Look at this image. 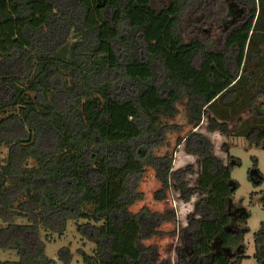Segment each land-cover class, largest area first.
Masks as SVG:
<instances>
[{
    "label": "trees",
    "instance_id": "obj_1",
    "mask_svg": "<svg viewBox=\"0 0 264 264\" xmlns=\"http://www.w3.org/2000/svg\"><path fill=\"white\" fill-rule=\"evenodd\" d=\"M192 13L197 22L221 20L223 27L249 20L245 58L257 59V67L249 70L244 62L225 92L239 90L240 102L238 95L220 102L224 91L209 99L195 89L203 78L223 80L205 73L213 43L181 33L182 17ZM262 66L264 0H163L159 8L151 0H0V148L6 149L0 160V250L18 256L0 264H51L41 232L62 234L69 219L94 244L91 254L78 249L85 264H171L143 240L161 234L174 213L146 205L130 209L144 199L138 188L148 167L160 182L156 200L169 189L184 201L196 197L181 231L189 247L175 264H215L217 255L222 264H240L249 229L228 212L237 188L231 171L240 161L229 156L224 164L209 138L192 131L184 149L201 170L190 185L185 174L192 167L173 170L171 157L154 153L170 126H149L152 115L173 117L186 98L191 122L198 126L207 115L208 131L229 134V111L244 110L247 93L264 86ZM249 122L235 136L257 133L259 142L264 120ZM261 200L264 208V193ZM23 217L27 223H17ZM206 223H218L224 241L215 235V251L201 253ZM254 244L253 256L264 264V221ZM59 253L68 261L67 248Z\"/></svg>",
    "mask_w": 264,
    "mask_h": 264
},
{
    "label": "rangeland",
    "instance_id": "obj_2",
    "mask_svg": "<svg viewBox=\"0 0 264 264\" xmlns=\"http://www.w3.org/2000/svg\"><path fill=\"white\" fill-rule=\"evenodd\" d=\"M162 3L163 0H151V4L155 8H159ZM242 22L243 20L239 21L233 28L231 26L223 27L221 20H213L207 23L197 22L193 13L190 15L185 14L182 17L180 29L186 39L196 35L200 36L206 43H213L209 45L210 48L206 52L205 73H211L216 81L221 79L223 82L211 83L203 78L194 86L197 91L206 93L209 99L215 98L221 91H224L222 92L223 95L231 89V84L234 82L232 74L234 75L237 70L242 69L244 62L249 65L247 68L249 70L257 67V59L245 58L251 26L249 20ZM263 67L260 69V75L264 72ZM226 88L227 90H225ZM235 95H238L237 103L240 102L243 95L237 89L236 92L230 90L225 93L220 102H225ZM247 97L248 104L244 110L237 109L236 114L229 111L230 120L226 121L229 130L227 135L219 131H208L206 127L207 115L202 118L198 126L191 122L186 106V98L176 104L177 112L173 117L152 115L149 129L157 131L164 125L170 126V129L166 131L165 143L156 148L154 153L171 157L173 170L192 167L193 173L187 172L185 174L190 185H194L196 179H199L201 170V162L197 161L198 158L187 153L184 149V138L192 131L200 132L209 138L213 145V153L224 164L229 162V156L240 161V165H235L231 171V178L237 183V188L232 194V206L228 208V212L236 214L235 216L239 217L241 221L246 220L249 229L244 235L241 250L244 252L245 258L240 261V264H260L253 254L255 251L254 233L258 230L260 223L264 221V208L261 200L264 193V138L257 142V133L249 139L243 135H235L244 127L245 121L249 122L255 117L264 120V86L256 84L247 93ZM209 113L208 115H210ZM249 124L253 123L249 122ZM5 154L6 149L0 148V160L5 157ZM29 163L33 165V161ZM254 169H256L255 174H250ZM138 189L143 192L144 199L136 202L130 208L133 212H137L141 206L146 205L154 211H172L174 213V218L171 221L160 226L161 234L145 239L143 243L156 247L159 260L168 259L171 264H175L181 253L186 252L183 247L185 246L187 249L189 247L183 244L181 231L187 224V216L193 211L196 197L184 201L179 197L177 190L169 189L163 200H156L154 194L160 189V182L155 178L154 170L149 167L143 179L139 182ZM16 221L17 223H27V219L24 217L17 218ZM83 221L79 220L78 222ZM241 221H237V223L240 224ZM76 223L75 220H67L66 228L62 234H51L42 230V237L48 240L45 244V253L52 260L51 264H85L78 254V249L81 248L89 254L92 253L94 244L81 238L76 230ZM217 224L206 223L201 227L200 232L203 234L201 240L204 242L200 249L201 253L215 251L214 248L218 245L217 240L213 241L215 235H218L220 242L221 240L224 241V235L219 232ZM0 225H3L1 219ZM61 248H67L69 251V259L66 262L60 257L59 251ZM17 259L18 256L14 250H0V260L14 261ZM214 261L215 264H222V258L218 255L214 256ZM204 264H211V262L209 263L207 259L204 260Z\"/></svg>",
    "mask_w": 264,
    "mask_h": 264
}]
</instances>
